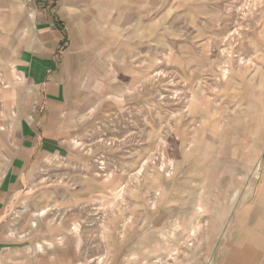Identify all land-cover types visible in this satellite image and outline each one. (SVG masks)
Segmentation results:
<instances>
[{"label": "rangeland", "instance_id": "obj_1", "mask_svg": "<svg viewBox=\"0 0 264 264\" xmlns=\"http://www.w3.org/2000/svg\"><path fill=\"white\" fill-rule=\"evenodd\" d=\"M154 1L130 0L113 32L91 18L72 151L8 216L27 237L66 224L82 264H235L250 241L233 222L260 196L262 162L235 160L234 101L264 71V0Z\"/></svg>", "mask_w": 264, "mask_h": 264}, {"label": "crops", "instance_id": "obj_2", "mask_svg": "<svg viewBox=\"0 0 264 264\" xmlns=\"http://www.w3.org/2000/svg\"><path fill=\"white\" fill-rule=\"evenodd\" d=\"M130 10V0H35L28 7L0 0V264H82L81 239L66 224L27 237L11 225L8 212L24 202L42 167L72 151L68 95L81 76L78 60L91 18L113 32L130 25ZM255 77L234 101L235 160L262 162L250 175L260 179L258 185L251 180L248 186L260 196L233 222L235 239L250 241L234 246L235 264L264 257V71ZM219 223H226L225 212Z\"/></svg>", "mask_w": 264, "mask_h": 264}, {"label": "built area", "instance_id": "obj_3", "mask_svg": "<svg viewBox=\"0 0 264 264\" xmlns=\"http://www.w3.org/2000/svg\"><path fill=\"white\" fill-rule=\"evenodd\" d=\"M17 1H19L24 7H28L35 2V0H17Z\"/></svg>", "mask_w": 264, "mask_h": 264}]
</instances>
